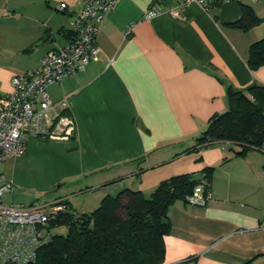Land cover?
<instances>
[{"label": "crops", "instance_id": "0c3cea01", "mask_svg": "<svg viewBox=\"0 0 264 264\" xmlns=\"http://www.w3.org/2000/svg\"><path fill=\"white\" fill-rule=\"evenodd\" d=\"M180 1L117 0L99 24L98 58L46 87L52 101L66 99L73 134L29 135L22 154L0 159V174L15 188L29 168L42 177L43 189L62 186L51 202L66 201L77 211L86 196L81 212L124 188L148 195L163 179L211 167L204 204L176 200L170 207L159 264H264V143L242 156L227 142L194 150L208 119L227 109L229 86L264 84V66H247L264 21L246 30L233 26L242 4L264 20L252 5L264 0L219 1L210 10L189 3L184 20L165 12ZM82 5L0 0L2 92L10 90L13 74L36 68L48 50L66 45L69 22ZM155 8L160 12L146 17Z\"/></svg>", "mask_w": 264, "mask_h": 264}, {"label": "trees", "instance_id": "16d2710c", "mask_svg": "<svg viewBox=\"0 0 264 264\" xmlns=\"http://www.w3.org/2000/svg\"><path fill=\"white\" fill-rule=\"evenodd\" d=\"M241 7L242 15L233 26L246 30L264 21L249 6ZM247 66L251 70L264 66V36L249 45ZM227 92V109L208 119L194 150L227 142L236 156H242L264 143V84L252 82L242 89L229 86ZM212 172L211 167L203 168L199 172L203 179L195 182L190 180L192 173L173 175L148 195L124 188L116 195H105L89 211H74L64 201L66 209L49 221L48 240L27 264H159L164 237L170 232V207L176 200L186 203L197 183L210 192ZM58 226H65V232H51Z\"/></svg>", "mask_w": 264, "mask_h": 264}, {"label": "built area", "instance_id": "2783aa9c", "mask_svg": "<svg viewBox=\"0 0 264 264\" xmlns=\"http://www.w3.org/2000/svg\"><path fill=\"white\" fill-rule=\"evenodd\" d=\"M116 1L83 0L82 7L69 22L66 45L48 50L36 68L13 74L8 92L0 90V159L22 154L29 135L68 139L73 134L74 120L64 113L66 99L52 101L46 87L84 70L88 63L98 58L99 24ZM218 1L230 0H181L165 12L184 20L185 5L196 3L210 10ZM58 7L65 9L66 3L61 2ZM159 12L157 8L149 9L146 17ZM11 191L12 182L0 174V263L27 264L34 258L37 248L48 240L49 221L63 212L66 204L63 200L41 205L5 202L3 194ZM210 196V192L204 191V185L197 183L187 196V202L204 204Z\"/></svg>", "mask_w": 264, "mask_h": 264}, {"label": "rangeland", "instance_id": "374dc122", "mask_svg": "<svg viewBox=\"0 0 264 264\" xmlns=\"http://www.w3.org/2000/svg\"><path fill=\"white\" fill-rule=\"evenodd\" d=\"M255 11L257 12L259 16H264V10H262V7H264V4H258V3H252ZM256 27H259L256 24ZM261 27H264V23L261 24ZM258 28H254L250 31L251 35L256 37L258 35L259 31ZM264 36V35H261ZM2 169L1 163H0V170ZM18 172L16 173V175ZM22 177H19L21 181H17L15 188L12 186L11 192H5L3 194V200L5 202H13V203H19L22 202L23 204H35V205H41L44 203L51 202L54 197L60 193V190L62 189V186H60L57 189V184H55L52 189H43L44 185H41V176L35 174L33 171H31L29 168L24 170L22 173H20ZM85 197H79V201L77 204L78 207L77 211H79L82 207H80V204H83L85 201ZM99 204V203H98ZM95 205L96 206H98ZM88 205V204H87ZM90 206V205H89ZM94 206V205H93ZM95 207H92L94 209ZM84 208H90V207H84ZM90 209V210H92ZM86 210V209H85ZM66 230L65 226H58L53 229H51V232L54 233H64Z\"/></svg>", "mask_w": 264, "mask_h": 264}, {"label": "water", "instance_id": "95a60500", "mask_svg": "<svg viewBox=\"0 0 264 264\" xmlns=\"http://www.w3.org/2000/svg\"><path fill=\"white\" fill-rule=\"evenodd\" d=\"M203 179V174L202 173H196L195 175H193L190 180L191 181H200Z\"/></svg>", "mask_w": 264, "mask_h": 264}]
</instances>
